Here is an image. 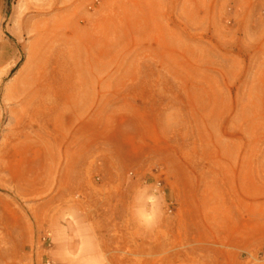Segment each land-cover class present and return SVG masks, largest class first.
Returning a JSON list of instances; mask_svg holds the SVG:
<instances>
[{"label":"rangeland","instance_id":"1","mask_svg":"<svg viewBox=\"0 0 264 264\" xmlns=\"http://www.w3.org/2000/svg\"><path fill=\"white\" fill-rule=\"evenodd\" d=\"M63 15L103 18L102 68L60 69V49L52 46L38 54L43 69L28 64L22 75L33 85L67 78L104 83L99 89L110 97L108 143L126 180V207L167 213L171 201L175 211L167 166L178 170L180 155L194 163L211 144L226 149L221 153L238 160L235 165L264 174V0H0V156L28 131L8 109L7 86L33 42L58 31L45 35L41 29ZM1 178L5 240L18 217L33 221L39 199L17 198ZM56 188L51 184L49 191ZM28 249L0 246V264L12 256L13 264H53L48 251L34 247L31 255Z\"/></svg>","mask_w":264,"mask_h":264},{"label":"crops","instance_id":"2","mask_svg":"<svg viewBox=\"0 0 264 264\" xmlns=\"http://www.w3.org/2000/svg\"><path fill=\"white\" fill-rule=\"evenodd\" d=\"M103 21L73 15L51 21L58 31L33 42L29 67L43 69L39 52L55 46L60 69H101L99 55L107 53ZM47 27L41 29L45 35ZM41 83L14 79L6 89L9 111L28 131L20 142L6 144L0 175L17 198L39 201L31 209L33 221L18 217L0 246L22 252L30 245L26 254H33L48 232L53 264H247L242 256L264 246V174L235 165L238 160L221 153L226 149L211 144L194 163L178 156L180 173L167 166L169 196L176 203L172 215L164 208L126 207V180L108 143L110 97L99 89L104 83ZM51 184L57 185L53 191Z\"/></svg>","mask_w":264,"mask_h":264},{"label":"built area","instance_id":"3","mask_svg":"<svg viewBox=\"0 0 264 264\" xmlns=\"http://www.w3.org/2000/svg\"><path fill=\"white\" fill-rule=\"evenodd\" d=\"M156 186H161V182H156ZM167 213L173 214L174 211V204L171 201H167ZM50 234L48 232L44 233L40 236L39 243L40 248L47 252L51 248V241H50ZM243 260L247 264H264V246L261 247V249L256 252L255 254H244ZM46 264H49L48 262Z\"/></svg>","mask_w":264,"mask_h":264},{"label":"bare ground","instance_id":"4","mask_svg":"<svg viewBox=\"0 0 264 264\" xmlns=\"http://www.w3.org/2000/svg\"><path fill=\"white\" fill-rule=\"evenodd\" d=\"M57 26H58V23H51L50 25H49V27H47L44 31L46 32V34H52V33H54L56 30H57ZM51 41V44H52V40H50ZM50 43V42H49ZM46 44H48V43H44V44H42L43 46H46ZM50 44V45H51ZM38 47H40V46H38ZM32 61H31V56L29 55L28 57H27V60H26V64L24 65V67H23V69H21L20 71H19V73L17 74V76H16V78L15 79H17V78H19L20 76H21V78L22 79H24L25 80V82L28 80L27 79V77H25V74L24 75H22V71H24V69L28 66V64L29 63H31ZM34 63V62H33ZM36 64V63H35ZM34 64V65H35ZM34 67V66H33Z\"/></svg>","mask_w":264,"mask_h":264}]
</instances>
